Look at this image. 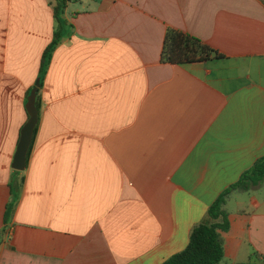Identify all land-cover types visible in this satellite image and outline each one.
Listing matches in <instances>:
<instances>
[{"label": "crops", "instance_id": "0c3cea01", "mask_svg": "<svg viewBox=\"0 0 264 264\" xmlns=\"http://www.w3.org/2000/svg\"><path fill=\"white\" fill-rule=\"evenodd\" d=\"M53 2L0 0V264H160L264 155V0H71L40 78ZM167 28L222 56L163 61ZM225 209L219 264H264L261 184Z\"/></svg>", "mask_w": 264, "mask_h": 264}, {"label": "trees", "instance_id": "16d2710c", "mask_svg": "<svg viewBox=\"0 0 264 264\" xmlns=\"http://www.w3.org/2000/svg\"><path fill=\"white\" fill-rule=\"evenodd\" d=\"M69 1L71 0H54L53 2V17L57 20L58 27L54 30L51 41L43 49L39 65L40 78L53 47L68 33L70 24L64 19L63 12ZM221 56L213 47L192 34L173 28L166 29L161 51L163 61L186 64ZM29 90H27L26 96ZM36 106L38 107L37 103ZM27 118L28 113L26 111ZM13 172L16 174L18 170H13ZM263 178L264 155L256 158L248 168L242 171L235 182L226 186L213 199L202 219L191 227L186 245L181 250L167 256L160 264H219L224 256L221 233L229 228L228 212L225 209L227 198L232 191H247L251 186L259 184ZM19 185L20 182L13 176L9 181L11 190L9 208L12 207V202L18 196Z\"/></svg>", "mask_w": 264, "mask_h": 264}, {"label": "water", "instance_id": "95a60500", "mask_svg": "<svg viewBox=\"0 0 264 264\" xmlns=\"http://www.w3.org/2000/svg\"><path fill=\"white\" fill-rule=\"evenodd\" d=\"M39 84L40 79L38 77L36 78L34 85L30 88L28 95L26 96L25 109L28 113V118L20 128L19 138L11 161V167L16 170H22L26 165L27 151L31 143L34 126L38 119V109L36 106L35 98L36 89Z\"/></svg>", "mask_w": 264, "mask_h": 264}, {"label": "rangeland", "instance_id": "374dc122", "mask_svg": "<svg viewBox=\"0 0 264 264\" xmlns=\"http://www.w3.org/2000/svg\"><path fill=\"white\" fill-rule=\"evenodd\" d=\"M261 184V190L264 191V178L262 179V181L260 182ZM245 194H248V192H246Z\"/></svg>", "mask_w": 264, "mask_h": 264}]
</instances>
